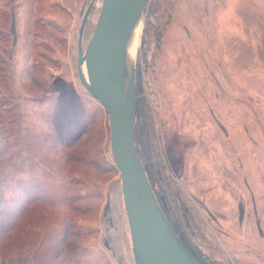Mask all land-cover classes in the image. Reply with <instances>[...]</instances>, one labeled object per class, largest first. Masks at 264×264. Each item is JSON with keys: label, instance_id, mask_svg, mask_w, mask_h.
<instances>
[{"label": "rangeland", "instance_id": "rangeland-1", "mask_svg": "<svg viewBox=\"0 0 264 264\" xmlns=\"http://www.w3.org/2000/svg\"><path fill=\"white\" fill-rule=\"evenodd\" d=\"M101 1L0 0V224L11 201L32 203L0 237V264H31L44 232L35 262L49 263L73 195L80 263L131 264L108 117L80 81ZM132 71L157 200L203 264H264V0H149ZM54 139L85 144L94 166Z\"/></svg>", "mask_w": 264, "mask_h": 264}, {"label": "water", "instance_id": "water-1", "mask_svg": "<svg viewBox=\"0 0 264 264\" xmlns=\"http://www.w3.org/2000/svg\"><path fill=\"white\" fill-rule=\"evenodd\" d=\"M149 0H102L80 65L84 89L108 117L110 152L118 172L121 196L136 264H198L180 242L163 214L139 156L133 131L132 67L123 72L126 52ZM86 13L82 29L86 22ZM81 29V32H82ZM80 32V33H81Z\"/></svg>", "mask_w": 264, "mask_h": 264}, {"label": "trees", "instance_id": "trees-1", "mask_svg": "<svg viewBox=\"0 0 264 264\" xmlns=\"http://www.w3.org/2000/svg\"><path fill=\"white\" fill-rule=\"evenodd\" d=\"M134 92H135V111H134V118H133L134 138H135V143H136L137 150H138L139 156L141 158L144 170H145L146 175L148 177L149 183L153 189V179H154V175L156 173V160L155 159L160 160V158H159L160 153H158V150L155 147H154V150H155V153H154L152 151L151 147L148 146V144L146 146L143 143L144 136H146V133H147L146 132L147 127L145 124H143V122H140L141 120L137 116V113H138V111H137V106H138L137 98H138V96H137V91H134ZM73 119L76 122L77 118H73ZM75 122H74V124H75ZM59 123H64V119L60 118ZM55 130H56L55 131L56 134H61L60 132H62L59 129V127H56ZM82 130L84 132L85 130H87V127H84V126L79 127V132H81ZM45 139L49 140V142L51 141V138L49 136H45ZM76 142L77 141H74L73 144ZM53 143L55 146H57L59 148L71 151V154L69 155L71 160L69 159L68 162L73 161V162L78 163V164H84L88 167L94 166L95 162L92 161V159L89 157V154L86 152V149L84 147L85 144L81 145L77 149L72 150L70 148L73 147V144L71 146H68L65 144V142L58 141L57 139ZM86 145H87V143H86ZM80 150H82L83 152H81ZM74 182L78 186L81 185V182L79 180L77 182L76 181H74ZM66 192H68V191H66ZM154 194H155V192H154ZM81 197H83V196L73 195V199H71L69 197L68 200H65L67 208H68L69 219H68V223L61 229V231L58 234H56V238L54 239L56 241V244H54L53 247L51 246L52 251H51V257L49 260L50 264H52V263L53 264H84V263H80V259H81L80 255H81V253H83V249L81 248L80 245L83 244V241L85 240L86 235L82 234L81 230H79L77 228L78 217L84 215L86 212V209L82 208L81 206L76 205L79 202H81V200H82ZM156 199H157V197H156ZM163 199H164V204H165L164 206H166V207L168 206V208H169L170 200H169L166 193L163 196ZM38 202H39V200H36V201L34 200L33 203H38ZM10 204L12 206L11 208H12L13 214L10 217L9 214L3 212V216L6 219H9V221L11 223H10V225H7L6 227L4 225L0 224V237L8 234L11 230L16 229L17 224H19V221L21 220V218L23 217V215L26 211V209L23 206H27L28 204L32 205V203H28V201H25V203H22L19 205H17L16 201H11ZM158 204H159L163 214L165 215L169 225L171 226L172 230L174 231V233L176 234V236L178 237L180 242L183 244L185 249L189 252V254L194 258V260L198 264H203L200 261L199 257L197 256L196 252H194L193 248H191V246L187 242V240L185 238V234L182 231L181 227L177 224V222L175 223L172 221V217H169L170 214H169L167 208L163 207V204H161L159 201H158ZM170 216H173V214H171ZM47 237L48 236L44 232V234H42V236L40 238L41 240L39 241V243L37 244L35 242L33 244V250L31 248L30 251L28 252L27 259L31 262V264H42L40 262H35V255H36V253L41 251L42 245H44V243L47 241L46 239H48ZM64 251H66V253L62 257L61 253ZM49 263H46V264H49Z\"/></svg>", "mask_w": 264, "mask_h": 264}, {"label": "bare ground", "instance_id": "bare-ground-1", "mask_svg": "<svg viewBox=\"0 0 264 264\" xmlns=\"http://www.w3.org/2000/svg\"><path fill=\"white\" fill-rule=\"evenodd\" d=\"M138 33H139V27H137L135 32H134L131 44H130V46L126 52V56H125L123 72H124V75L127 79L130 78L129 77L130 70H131V67L133 66L134 56H135L136 47H137ZM80 75H81L82 79H84L86 81L84 64H81ZM129 81H130V79L127 81V84H128V91L130 92L131 84L129 83Z\"/></svg>", "mask_w": 264, "mask_h": 264}, {"label": "crops", "instance_id": "crops-1", "mask_svg": "<svg viewBox=\"0 0 264 264\" xmlns=\"http://www.w3.org/2000/svg\"><path fill=\"white\" fill-rule=\"evenodd\" d=\"M121 189V188H120ZM122 197V196H121ZM131 243V242H130ZM129 255L131 258V264H136L135 263V258H134V254H133V250H132V245H131V249L129 250Z\"/></svg>", "mask_w": 264, "mask_h": 264}]
</instances>
